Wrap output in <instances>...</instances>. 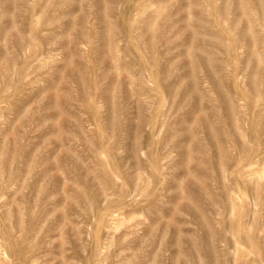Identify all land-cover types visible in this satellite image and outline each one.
<instances>
[{
  "label": "rangeland",
  "instance_id": "1",
  "mask_svg": "<svg viewBox=\"0 0 264 264\" xmlns=\"http://www.w3.org/2000/svg\"><path fill=\"white\" fill-rule=\"evenodd\" d=\"M0 264H264V0H0Z\"/></svg>",
  "mask_w": 264,
  "mask_h": 264
}]
</instances>
